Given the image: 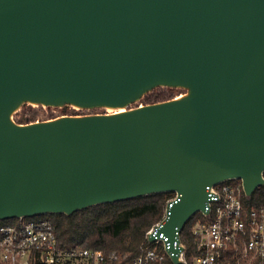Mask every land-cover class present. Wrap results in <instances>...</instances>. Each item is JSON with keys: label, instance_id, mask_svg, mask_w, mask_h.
Masks as SVG:
<instances>
[{"label": "water", "instance_id": "1", "mask_svg": "<svg viewBox=\"0 0 264 264\" xmlns=\"http://www.w3.org/2000/svg\"><path fill=\"white\" fill-rule=\"evenodd\" d=\"M16 124L24 104L118 109ZM264 185V0H0V221L174 193L179 233L207 187ZM153 240V237H150Z\"/></svg>", "mask_w": 264, "mask_h": 264}, {"label": "built area", "instance_id": "2", "mask_svg": "<svg viewBox=\"0 0 264 264\" xmlns=\"http://www.w3.org/2000/svg\"><path fill=\"white\" fill-rule=\"evenodd\" d=\"M207 194L205 211L190 218L194 221L190 234L197 252L193 264H264V207L245 204L251 195L245 194L242 180L237 178L212 184ZM165 211L146 231L144 241L130 258L115 251L61 248L53 225L43 215L8 219L0 225V264H173L167 239L163 234L156 236ZM182 230L178 262L187 264Z\"/></svg>", "mask_w": 264, "mask_h": 264}, {"label": "trees", "instance_id": "3", "mask_svg": "<svg viewBox=\"0 0 264 264\" xmlns=\"http://www.w3.org/2000/svg\"><path fill=\"white\" fill-rule=\"evenodd\" d=\"M172 88L153 89L143 97L144 105L176 99ZM16 124L22 125L19 119ZM28 124V122H26ZM174 193H157L114 203L92 206L71 215L45 214L55 229L57 244L61 248H86L104 252H118L125 258L136 253L144 241L146 231L158 222L164 214L167 201ZM248 207H264V185L254 190L245 199ZM8 220L0 221V225ZM191 219L185 224L181 239L186 247L185 260L193 264L197 256L192 237Z\"/></svg>", "mask_w": 264, "mask_h": 264}, {"label": "rangeland", "instance_id": "4", "mask_svg": "<svg viewBox=\"0 0 264 264\" xmlns=\"http://www.w3.org/2000/svg\"><path fill=\"white\" fill-rule=\"evenodd\" d=\"M172 89H173V95H176L177 97H182L187 93L186 90L181 88H172ZM143 97L131 104L125 105L123 107V111H129L137 107L143 106L144 105V101L142 100ZM114 112H116L114 111V109L112 110L107 108L80 109V108H75L73 106L46 107L41 105L24 104L16 110V112L11 116V119L14 122L20 119L23 123L22 125H24L26 124V122L28 123L42 122V121H48L51 119L59 118L62 116L108 115ZM171 200L167 201V203L170 202Z\"/></svg>", "mask_w": 264, "mask_h": 264}, {"label": "bare ground", "instance_id": "5", "mask_svg": "<svg viewBox=\"0 0 264 264\" xmlns=\"http://www.w3.org/2000/svg\"><path fill=\"white\" fill-rule=\"evenodd\" d=\"M178 98H180V97H177L176 99H178ZM32 105H36V104H32ZM73 107L78 108V107H76V106H73ZM107 109H112V110H113V108H107ZM114 111H116V112L111 113V114H108V115H113V114H118V113H123V112H125V111H123V107L118 108V109H116V110L114 109Z\"/></svg>", "mask_w": 264, "mask_h": 264}]
</instances>
